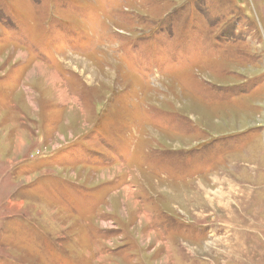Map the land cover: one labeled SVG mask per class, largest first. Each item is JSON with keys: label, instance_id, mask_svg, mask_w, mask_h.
Masks as SVG:
<instances>
[{"label": "rangeland", "instance_id": "obj_1", "mask_svg": "<svg viewBox=\"0 0 264 264\" xmlns=\"http://www.w3.org/2000/svg\"><path fill=\"white\" fill-rule=\"evenodd\" d=\"M0 264H264V0H0Z\"/></svg>", "mask_w": 264, "mask_h": 264}, {"label": "bare ground", "instance_id": "obj_2", "mask_svg": "<svg viewBox=\"0 0 264 264\" xmlns=\"http://www.w3.org/2000/svg\"><path fill=\"white\" fill-rule=\"evenodd\" d=\"M41 68V67H40Z\"/></svg>", "mask_w": 264, "mask_h": 264}]
</instances>
